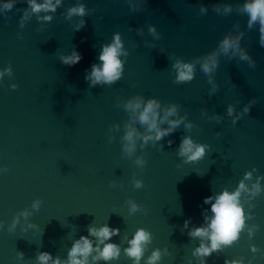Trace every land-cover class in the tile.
Masks as SVG:
<instances>
[{"label": "water", "instance_id": "water-1", "mask_svg": "<svg viewBox=\"0 0 264 264\" xmlns=\"http://www.w3.org/2000/svg\"><path fill=\"white\" fill-rule=\"evenodd\" d=\"M244 4L59 0L33 12L27 0H0V264H51L37 259L42 252L67 262L81 235L95 249L88 228L105 224L118 229L103 242L118 255L94 261L93 251L87 264H133L125 249L138 229L149 239L137 264H149L153 251L151 264H264V46ZM77 6L83 15L70 14ZM114 34L121 74L90 85V65ZM225 37L235 50L220 47ZM73 50L79 62L61 63ZM210 57L216 64L205 73ZM177 62L192 65L191 79L177 81ZM149 99L158 102V127L179 120L159 140H144L149 130L138 120ZM185 137L204 146L202 157L178 154ZM241 181L237 239L194 255L210 243L189 235L212 215L202 198Z\"/></svg>", "mask_w": 264, "mask_h": 264}, {"label": "clouds", "instance_id": "clouds-1", "mask_svg": "<svg viewBox=\"0 0 264 264\" xmlns=\"http://www.w3.org/2000/svg\"><path fill=\"white\" fill-rule=\"evenodd\" d=\"M31 10L33 12L39 10H54L56 4L59 3V0H55V3L52 0H44L43 3H36V0H27ZM4 8H10L11 4L4 2L2 5ZM244 10L249 15V26L253 21H259V32H260V43L264 46V0H245L243 5ZM227 10V9H226ZM71 13H76L78 15L84 14L83 6H77L69 10ZM45 19H50V17H45ZM83 21H81V25ZM229 46L233 47L235 50V41L230 40L228 37H225L221 43L220 47L226 52ZM121 54V42L118 34L113 35L112 42L106 45L101 46V50L97 56V59L100 61V64L95 63L90 65V71L85 76L91 84L96 83H111L117 78H119L122 70L121 60L118 58ZM241 58H247L246 54L241 52ZM81 59V54L73 50L72 53L66 56H61V63L72 66L76 64ZM216 61L214 58H209L202 65V69L205 73L212 71L215 67ZM174 67L177 70V81H186L192 77V65L188 63L177 62ZM133 108L139 107V101L135 104L130 105ZM158 102L149 99L142 111L139 113L138 120L142 124H146L147 129L149 130L148 135L144 136L143 139H154L159 140L163 136H166L173 127L179 123V120H169V127L160 128L158 127L157 121V109ZM175 109L169 107L165 110L164 114L160 116L159 121L163 122L167 119L170 114H173ZM228 113L231 114V108L228 109ZM132 133L129 132L126 135V138L130 139ZM204 152V146L195 145L189 138L185 137L179 147V155L185 158V161H195L202 157ZM247 177V174H246ZM245 188L244 183L241 181L237 188L228 192L227 190H222L213 196H205L202 198L203 203L208 204L209 201H212L209 204V210L212 213L210 217H205L207 220L206 227H195L190 232V236L206 237L210 243L208 246H205L204 243H201L198 248L194 250V255L204 257L207 256L210 252L217 250L222 244L229 245L237 239L238 232L243 226L244 214L243 209L238 202V197L240 192ZM253 190H258L257 185H253ZM187 221H185V226ZM118 232L116 228H110L108 225H102L99 228L89 227L88 235L96 237L97 247L94 249L92 247V242L88 239V236L81 235L79 239L74 241L72 247L68 252L67 262H62L58 258H53L47 252H42L37 256V259L41 262H47L51 260V264H87V258L90 252L95 251L96 255L92 257L95 261L96 259H103L105 261L115 258L118 255L119 249L115 244L112 243H103L111 235H114ZM149 239V235L143 229H138L132 239L129 241V247L125 249L126 254L129 257L134 258L133 264H137V261L140 258L142 253L143 244ZM103 243V247L100 248L99 245ZM250 250L253 252L258 251L255 246H250ZM159 252L153 251L151 256L148 258L149 264L151 262L158 260ZM200 264H204L203 259H201ZM224 264H242V259H225Z\"/></svg>", "mask_w": 264, "mask_h": 264}]
</instances>
